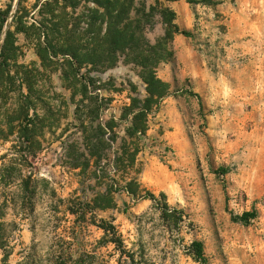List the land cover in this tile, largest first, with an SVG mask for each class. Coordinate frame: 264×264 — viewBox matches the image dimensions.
<instances>
[{"label": "rangeland", "instance_id": "obj_1", "mask_svg": "<svg viewBox=\"0 0 264 264\" xmlns=\"http://www.w3.org/2000/svg\"><path fill=\"white\" fill-rule=\"evenodd\" d=\"M18 2L0 0V11L11 7L1 45L7 31L15 32ZM161 2L193 37L175 36L169 44L171 59L157 68L172 94L149 117L137 168L143 188L161 205L164 194L170 213L177 211L182 221L169 223L156 203L127 194L115 195L114 210L89 209L86 204L106 191L104 182L63 164L64 141L85 151L74 134L79 125L74 110L82 100L77 95L70 102L74 85L79 89L80 81L95 78L105 87L98 95L111 101L103 118L119 119L130 95L141 100L147 95L140 69L121 58L112 69L85 68L74 78L60 64L50 69L49 82L36 37L16 34L19 63H35L41 70L42 101L59 122L44 129L35 157L15 137L0 143V264H56L63 253L72 256L64 259L66 264H133L121 261L113 245L100 243L104 233L96 225L102 219H114L136 264H199L191 250L195 241L203 243L208 264H264V0ZM35 3L23 7L29 13L27 25L38 27L41 6L34 8ZM84 13L83 5L73 13L69 29L77 35L88 30L87 22L76 20ZM143 34L147 44H156L164 34L161 19L155 18ZM127 127L117 128L118 144ZM70 209L87 216L80 219ZM252 211L257 218L244 224L241 217Z\"/></svg>", "mask_w": 264, "mask_h": 264}, {"label": "trees", "instance_id": "obj_2", "mask_svg": "<svg viewBox=\"0 0 264 264\" xmlns=\"http://www.w3.org/2000/svg\"><path fill=\"white\" fill-rule=\"evenodd\" d=\"M28 1L32 0H19L13 19L15 32L7 31L2 45L3 29L11 7L0 11V143L15 137L18 139L17 143L21 144L20 148L24 147L25 152L35 157L42 148L44 129L59 122L55 111L42 101L43 88L39 79L42 76L41 70L35 63H19L16 34H23L27 38L32 35L36 37V53L41 68L49 70V82L52 75L50 69L60 64L68 66L70 74L76 78L82 69L104 72L114 68L121 58H125V62L140 69V78L147 93L145 99L130 95V104L123 108L120 118L112 116L105 120L103 115L109 109L111 101L104 100L97 93L105 87L98 85V81L91 76L80 81L79 89L76 83L70 102L74 103L77 95H81L82 100L74 110L79 122L74 134L83 140L85 151H81V147L75 142L69 144L64 141L63 164L70 170L80 169L83 177L104 182L106 191L97 194L86 204L87 208L102 212L114 210L117 208L115 195L127 194L135 199L153 201L163 210V216L169 223L179 224L182 217H177V211L170 213L167 197L160 195L164 201L161 205L154 193L143 188L137 164L143 151L142 140L147 138L149 117L157 113L163 101L172 94L171 85L158 77L157 68L171 59L169 44L175 36L192 38L191 31L179 28L175 12L161 0H154L153 3H150L151 0H34V8L41 6L38 27L27 25L29 13L23 5ZM81 5L87 8L88 13L76 20L79 23L82 20L87 22L88 30L80 36L77 31L72 32L69 26L74 19L73 13ZM157 17L164 26V34L156 44L149 45L143 33L148 26L154 25ZM60 57L64 60L62 63L58 60ZM131 92H136V89L133 88ZM191 95L198 97L195 93ZM65 104L69 106L68 102ZM121 124H128V127L126 135L118 144L116 130ZM110 155L113 157L112 161ZM104 160L106 163L101 165ZM30 188V182H26L27 193H31ZM69 212L80 219L87 216L82 211L70 209ZM256 218L257 212L252 211L244 213L241 221L247 225ZM96 226L104 233L101 244L113 245L121 253V261L123 259L136 264V255L126 248L114 219H102ZM61 241L65 243L63 239ZM3 248L0 245V250ZM191 250L199 264H208L203 243L193 242ZM9 257L8 253L5 259ZM69 257L72 256H65L63 253L62 257L57 258L56 264H66L64 259Z\"/></svg>", "mask_w": 264, "mask_h": 264}]
</instances>
